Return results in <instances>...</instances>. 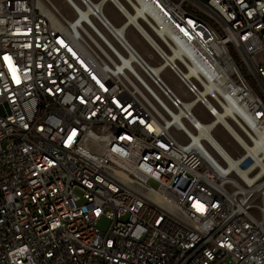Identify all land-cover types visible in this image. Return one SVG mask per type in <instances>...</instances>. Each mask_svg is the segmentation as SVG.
<instances>
[{"label": "built area", "instance_id": "obj_1", "mask_svg": "<svg viewBox=\"0 0 264 264\" xmlns=\"http://www.w3.org/2000/svg\"><path fill=\"white\" fill-rule=\"evenodd\" d=\"M64 1L0 0V264H264V0Z\"/></svg>", "mask_w": 264, "mask_h": 264}, {"label": "rangeland", "instance_id": "obj_2", "mask_svg": "<svg viewBox=\"0 0 264 264\" xmlns=\"http://www.w3.org/2000/svg\"><path fill=\"white\" fill-rule=\"evenodd\" d=\"M56 8L62 11L64 14H72L70 11L69 6L65 3L64 0H50ZM105 13L107 16L112 19L115 23L120 24L122 23V18H120V14L115 9V7L108 3L105 6ZM127 36L130 41L146 56L148 57L149 54L152 52L151 48L148 46L147 42L144 38L133 28L130 27L127 31ZM261 57L258 56L259 61ZM157 62V61H156ZM162 77L164 80L174 89L177 94L182 96L185 99H190L191 96L188 94L186 88L184 87L182 81L178 78V76L169 68H165L162 71ZM196 115L203 121H210L211 117L205 110V108L198 104L195 107ZM173 134L178 138L180 141H185V135L181 131H177L175 129L172 130ZM214 135L229 149H236L238 148L237 143L232 138V136L224 129L221 124H218L214 129ZM148 183L155 187H159V183L150 179Z\"/></svg>", "mask_w": 264, "mask_h": 264}, {"label": "snow or ice", "instance_id": "obj_3", "mask_svg": "<svg viewBox=\"0 0 264 264\" xmlns=\"http://www.w3.org/2000/svg\"><path fill=\"white\" fill-rule=\"evenodd\" d=\"M201 210H202V206H201Z\"/></svg>", "mask_w": 264, "mask_h": 264}]
</instances>
